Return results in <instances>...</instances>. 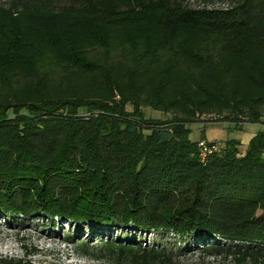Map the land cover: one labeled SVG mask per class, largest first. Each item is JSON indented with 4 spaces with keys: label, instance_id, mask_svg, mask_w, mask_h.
<instances>
[{
    "label": "trees",
    "instance_id": "16d2710c",
    "mask_svg": "<svg viewBox=\"0 0 264 264\" xmlns=\"http://www.w3.org/2000/svg\"><path fill=\"white\" fill-rule=\"evenodd\" d=\"M224 1L0 0V218L264 264V129L243 152L189 138L191 124L264 125V0ZM99 239L125 264L191 251Z\"/></svg>",
    "mask_w": 264,
    "mask_h": 264
},
{
    "label": "rangeland",
    "instance_id": "374dc122",
    "mask_svg": "<svg viewBox=\"0 0 264 264\" xmlns=\"http://www.w3.org/2000/svg\"><path fill=\"white\" fill-rule=\"evenodd\" d=\"M6 2L10 0H4ZM202 1L193 4L194 7H202ZM224 0H214L212 5L217 8L226 6ZM212 40H203L201 45L204 48L211 46ZM144 114L147 118L167 120L170 114H163L157 111L144 108ZM264 121V118L262 119ZM241 128H235L233 124L215 122L201 124H191L189 138L197 141L200 137L201 130L204 129V136L207 140L223 142L228 139H237L241 143V152L249 142V139L259 130L264 129L263 124H242ZM204 127V128H202ZM46 222L41 220H27L23 224L3 220L0 218V259L12 258L22 259L29 264H125L116 254L109 253L103 247L102 240L111 238H124L125 236L134 237L135 240L143 242L147 248L153 245L164 246L171 249L173 253L186 245L191 249L184 255L174 257L175 262L179 264H238L232 255L226 256L224 253L216 255L212 252H202L201 244L187 239L185 243H179V239L161 237L152 233L128 234L124 231L113 232L112 235L107 233L98 238L93 237L88 227H74L64 224L55 225L54 230L43 226ZM47 224V223H46ZM68 235L74 236L75 242L67 241ZM80 241L89 242V250L84 253L77 250V243ZM186 247V248H187Z\"/></svg>",
    "mask_w": 264,
    "mask_h": 264
},
{
    "label": "crops",
    "instance_id": "0c3cea01",
    "mask_svg": "<svg viewBox=\"0 0 264 264\" xmlns=\"http://www.w3.org/2000/svg\"><path fill=\"white\" fill-rule=\"evenodd\" d=\"M250 139H251V138H250ZM250 139H249V140H250ZM208 141H210V140H208Z\"/></svg>",
    "mask_w": 264,
    "mask_h": 264
},
{
    "label": "built area",
    "instance_id": "2783aa9c",
    "mask_svg": "<svg viewBox=\"0 0 264 264\" xmlns=\"http://www.w3.org/2000/svg\"><path fill=\"white\" fill-rule=\"evenodd\" d=\"M202 145V144H201Z\"/></svg>",
    "mask_w": 264,
    "mask_h": 264
}]
</instances>
